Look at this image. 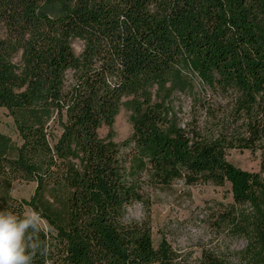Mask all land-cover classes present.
Segmentation results:
<instances>
[{"label": "trees", "instance_id": "1", "mask_svg": "<svg viewBox=\"0 0 264 264\" xmlns=\"http://www.w3.org/2000/svg\"><path fill=\"white\" fill-rule=\"evenodd\" d=\"M0 29V108L19 138L0 134V210L40 214L33 264H176L148 218L123 220L143 187L175 181L228 184L217 220L246 240V264H264V0H0ZM192 75L234 91L242 131L209 140L169 112ZM124 98L119 145L98 129ZM233 149L258 151L259 171L226 160ZM16 182L34 185L28 199Z\"/></svg>", "mask_w": 264, "mask_h": 264}, {"label": "rangeland", "instance_id": "2", "mask_svg": "<svg viewBox=\"0 0 264 264\" xmlns=\"http://www.w3.org/2000/svg\"><path fill=\"white\" fill-rule=\"evenodd\" d=\"M83 47L82 41L73 40L75 56L82 52ZM70 76L68 73L69 79ZM191 78L192 88L183 94L173 92L164 103L179 123L185 126L195 124L201 137L209 140L221 134L233 135L242 131L240 122H236L232 114L234 91L201 83L195 75ZM121 102L112 126L98 129L101 137L112 134L113 140L119 145L132 134L127 98ZM0 134L9 137L14 144L19 143L14 121L4 108H0ZM121 148L122 155H127L129 150ZM259 156L258 151H226V160L247 172L259 171ZM33 189V184L16 182L12 185L11 195L17 199H28ZM142 193L143 202L128 205L123 220L126 223L142 222L148 218L154 247H157L161 239H165L177 255L176 264H203V253H209L225 264H246V240L237 231L219 224L217 220L221 205L232 203L228 184L222 187L210 183L186 187L182 182L175 181L165 188L143 187Z\"/></svg>", "mask_w": 264, "mask_h": 264}, {"label": "clouds", "instance_id": "3", "mask_svg": "<svg viewBox=\"0 0 264 264\" xmlns=\"http://www.w3.org/2000/svg\"><path fill=\"white\" fill-rule=\"evenodd\" d=\"M41 216L33 211L26 216L0 210V264H33L38 243H31L38 232Z\"/></svg>", "mask_w": 264, "mask_h": 264}]
</instances>
